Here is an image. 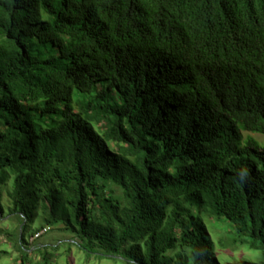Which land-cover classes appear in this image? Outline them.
I'll list each match as a JSON object with an SVG mask.
<instances>
[{
	"label": "trees",
	"instance_id": "trees-1",
	"mask_svg": "<svg viewBox=\"0 0 264 264\" xmlns=\"http://www.w3.org/2000/svg\"><path fill=\"white\" fill-rule=\"evenodd\" d=\"M250 133L264 134V0H0V214L6 193L17 264L63 246L219 264L217 238L264 257ZM47 227L68 237L28 246Z\"/></svg>",
	"mask_w": 264,
	"mask_h": 264
},
{
	"label": "rangeland",
	"instance_id": "rangeland-1",
	"mask_svg": "<svg viewBox=\"0 0 264 264\" xmlns=\"http://www.w3.org/2000/svg\"><path fill=\"white\" fill-rule=\"evenodd\" d=\"M250 135L256 137L264 143V134L250 133ZM4 198H7L6 193L4 194ZM5 199L4 212L2 213L3 215L0 214V264H17L18 261L16 259L20 254L19 250L16 248L14 241L7 239L6 234L10 232H16L17 227L19 226V222L18 219L14 216V214H10V204H7L5 202ZM40 223L41 221L38 220L36 225H39ZM39 233H35V235L33 236L31 234L27 236V239L30 242L28 246L37 243L51 245L54 244L57 239L62 240L68 237L67 234H64L58 230H52L49 227L42 229V231H39ZM215 241V254L218 257L219 264H233L236 261L243 262L244 264L264 263V257L259 252H252L244 247L233 249L229 246L221 245L218 242V238L215 239ZM33 248L34 247L31 248L30 252L34 250ZM56 254L57 256L52 260L54 264H126L120 261H113L110 259L98 260L95 257L88 258L82 251L77 249L75 246H72L68 250L66 246H63L56 252ZM31 258L33 260V263H36L38 260H40L41 255L40 253L35 252L32 253Z\"/></svg>",
	"mask_w": 264,
	"mask_h": 264
},
{
	"label": "clouds",
	"instance_id": "clouds-1",
	"mask_svg": "<svg viewBox=\"0 0 264 264\" xmlns=\"http://www.w3.org/2000/svg\"><path fill=\"white\" fill-rule=\"evenodd\" d=\"M224 62H225V61H223V62H220V63H221V66L224 64ZM226 81H228V79H227Z\"/></svg>",
	"mask_w": 264,
	"mask_h": 264
},
{
	"label": "built area",
	"instance_id": "built-area-1",
	"mask_svg": "<svg viewBox=\"0 0 264 264\" xmlns=\"http://www.w3.org/2000/svg\"><path fill=\"white\" fill-rule=\"evenodd\" d=\"M40 234V233H39ZM38 235V234H37Z\"/></svg>",
	"mask_w": 264,
	"mask_h": 264
}]
</instances>
